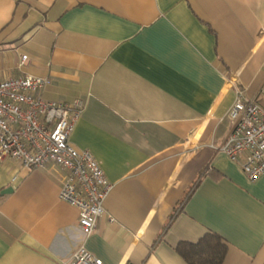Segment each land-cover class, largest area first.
<instances>
[{
	"label": "crops",
	"instance_id": "crops-1",
	"mask_svg": "<svg viewBox=\"0 0 264 264\" xmlns=\"http://www.w3.org/2000/svg\"><path fill=\"white\" fill-rule=\"evenodd\" d=\"M25 74L49 79L45 100H82L69 141L112 188L84 235L64 170L1 158L0 264H69L81 244L104 264H187L176 245L207 232L222 264H264V176L216 148L235 87L264 84V0H0V80Z\"/></svg>",
	"mask_w": 264,
	"mask_h": 264
},
{
	"label": "built area",
	"instance_id": "built-area-1",
	"mask_svg": "<svg viewBox=\"0 0 264 264\" xmlns=\"http://www.w3.org/2000/svg\"><path fill=\"white\" fill-rule=\"evenodd\" d=\"M48 84V78L30 74L0 80V159L12 158L27 170H64L58 198L77 209L78 225L89 235L105 211L112 184L93 154L69 141L83 111L82 100H45L40 92ZM228 116L231 131L216 148L253 182L264 176V84L251 99L235 87ZM69 264L104 263L81 244Z\"/></svg>",
	"mask_w": 264,
	"mask_h": 264
},
{
	"label": "trees",
	"instance_id": "trees-1",
	"mask_svg": "<svg viewBox=\"0 0 264 264\" xmlns=\"http://www.w3.org/2000/svg\"><path fill=\"white\" fill-rule=\"evenodd\" d=\"M226 243L222 237L207 232L195 242L180 241L177 253L187 264H222L226 253Z\"/></svg>",
	"mask_w": 264,
	"mask_h": 264
}]
</instances>
